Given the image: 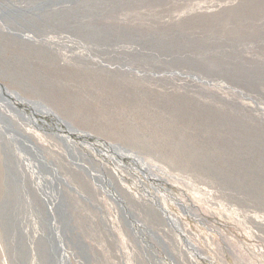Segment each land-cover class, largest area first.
Segmentation results:
<instances>
[{"label":"rangeland","instance_id":"obj_1","mask_svg":"<svg viewBox=\"0 0 264 264\" xmlns=\"http://www.w3.org/2000/svg\"><path fill=\"white\" fill-rule=\"evenodd\" d=\"M0 88V264H264V0H0Z\"/></svg>","mask_w":264,"mask_h":264},{"label":"bare ground","instance_id":"obj_2","mask_svg":"<svg viewBox=\"0 0 264 264\" xmlns=\"http://www.w3.org/2000/svg\"><path fill=\"white\" fill-rule=\"evenodd\" d=\"M0 90H2V89L0 88ZM3 90H4V89H3ZM3 90H2V92H3ZM4 92H6V94H9V91H4ZM6 94H5V95H6ZM10 94H11V93H10ZM10 96H12V94H11ZM12 97L14 98V96H12ZM14 100H18L17 102H21V104H22L23 106L29 107L30 109L32 108L35 112H36V111L38 112V110L41 109V107L38 106L37 104H36V105H33V106H30L29 103H26L25 100L21 101L20 98H18V97H15ZM31 111H32V110H31ZM49 115H50V114H49ZM50 116H51V115H50ZM51 168H52V167H51ZM55 178H56V177H55ZM47 183H48V182H47Z\"/></svg>","mask_w":264,"mask_h":264}]
</instances>
